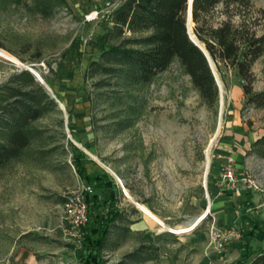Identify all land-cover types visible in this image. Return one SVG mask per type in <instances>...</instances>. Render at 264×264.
<instances>
[{"label": "rangeland", "instance_id": "obj_1", "mask_svg": "<svg viewBox=\"0 0 264 264\" xmlns=\"http://www.w3.org/2000/svg\"><path fill=\"white\" fill-rule=\"evenodd\" d=\"M59 1L44 16L35 9L40 0H0V49L20 62L0 56V114L2 106L13 101L7 86L18 85L28 64H36L45 82L42 85L34 77L35 83L64 107L55 101L32 121L30 145L0 166V264H34L29 262L32 255L38 260L35 264H79L82 247L71 244L62 231L63 192L82 185L72 166L75 153L82 152L88 164L118 183L116 174L129 196L143 199L171 227L207 210V196L211 197L218 175L215 168L223 161L226 144L234 150L240 169L264 181L260 140L264 105L247 102L234 69L224 67L220 76L213 64L220 88L212 107L177 59L149 83L135 82L118 71L119 64L109 54L110 47L123 45L133 34L128 30L120 34L104 12L107 2L119 7L126 0ZM248 3L250 7L218 4L213 21L238 22L240 13L260 23L261 32L264 0ZM252 70L254 92L264 91V54ZM6 127L0 120V143ZM211 203L201 228L211 221ZM181 235L170 232L171 248L180 245ZM139 239L151 242L153 255L161 243L149 235ZM56 246L66 254H52ZM142 247L139 253L147 255ZM113 248L103 247L101 264L121 260L140 264L127 261L129 251L137 249L114 252ZM228 249L229 245L220 255Z\"/></svg>", "mask_w": 264, "mask_h": 264}, {"label": "trees", "instance_id": "obj_2", "mask_svg": "<svg viewBox=\"0 0 264 264\" xmlns=\"http://www.w3.org/2000/svg\"><path fill=\"white\" fill-rule=\"evenodd\" d=\"M188 1L126 0L113 12L112 19L114 28L120 34L128 30L133 37L126 39L121 46L110 47L109 54L113 62L119 64L118 71L138 83H149L177 59L203 101L212 107L218 101L219 88L207 57L188 34ZM248 1L192 0V33L209 55L219 75H222L224 67L234 69L242 80L247 102L262 106L264 91L253 90L255 74L252 66L264 54V27L260 32V23L240 13L238 22L230 18L216 23L213 21V12L218 4L250 7ZM40 2L35 3V9L44 16L51 14L53 7L61 4L59 0ZM261 12L264 14V11ZM129 44L134 46H127ZM18 82L14 87L7 86L13 101L3 105L0 114L1 122L8 129L3 143H0V166L30 145L33 137L30 123L40 118L50 106L56 105L42 85L35 83L29 71L23 70ZM31 83L35 85L33 88L28 87ZM260 140L264 145V136ZM72 163L84 184L89 207L79 264H101L99 255L115 219V214L105 210L106 202L113 201L114 182L107 178L105 171L88 174L83 153L73 154ZM114 264L129 263L121 260ZM235 264H264V251L250 262L248 254L244 255Z\"/></svg>", "mask_w": 264, "mask_h": 264}, {"label": "crops", "instance_id": "obj_3", "mask_svg": "<svg viewBox=\"0 0 264 264\" xmlns=\"http://www.w3.org/2000/svg\"><path fill=\"white\" fill-rule=\"evenodd\" d=\"M236 154L238 153L236 152ZM72 166L74 167L73 163ZM218 167L215 168L216 175L218 174ZM85 168L90 175L104 172L99 167H93L92 163L88 164L86 157ZM115 176L116 174H114ZM78 178L82 182L79 176ZM107 178L114 182V193L113 201L109 200L106 202L105 210L115 214V219L112 221L104 246L114 247V252L126 247L137 249L129 251L132 258H128L127 261L137 262L139 260L140 264H235L244 255L248 254L250 262L264 251V194L261 192L251 191L247 188L228 192L220 189L215 181V185L211 188V197L208 198V201H212L211 208L213 211L210 223L205 228L200 227V224L210 214L207 213L195 229L188 233H180L182 234L180 236V245L171 248V244L168 241L170 232L160 231L158 221L142 211L137 203L144 204L150 212L158 216L153 212L152 207L147 202H144L143 199L126 195L121 186L108 173ZM82 185H84L83 182ZM103 195L106 194L103 193ZM158 217L163 221V218ZM163 223L166 224L165 221ZM213 223L234 227L241 234L238 239L233 240L229 244V249L225 256L220 255L209 244V229ZM148 235L157 237L161 241L160 245H156L153 251L154 255L150 254L151 242L148 239H139V237L142 238ZM139 244L140 246H138ZM139 247L147 251V255L145 253L143 255L142 252L139 253ZM157 250H160V254H156ZM51 253L64 255L66 251L63 247L56 246ZM25 255L22 254L24 257ZM133 256H135V259ZM29 257L30 263L35 264L38 262L36 255Z\"/></svg>", "mask_w": 264, "mask_h": 264}, {"label": "built area", "instance_id": "obj_4", "mask_svg": "<svg viewBox=\"0 0 264 264\" xmlns=\"http://www.w3.org/2000/svg\"><path fill=\"white\" fill-rule=\"evenodd\" d=\"M118 5L107 2L105 4L106 18L110 19L113 16V9ZM113 10V11H112ZM25 70L31 74L38 72L36 64L25 65ZM41 76V74H39ZM42 77V76H41ZM227 152L223 161L218 167V175L216 179L217 186L228 192H235L240 188H247L251 191L261 192L264 194V181L259 179L253 172L249 170H242L238 167L234 150L226 145ZM208 157V156H207ZM123 192L125 188L119 177L115 176ZM209 198V196H207ZM63 226L62 231L66 239L75 247L80 248L83 245L85 238V226L88 222V203L85 195L84 185H77L73 187H66L63 192ZM209 213V208H207ZM240 232L234 227L221 226L213 223L209 229V244L221 253L225 248L235 239L240 237Z\"/></svg>", "mask_w": 264, "mask_h": 264}, {"label": "bare ground", "instance_id": "obj_5", "mask_svg": "<svg viewBox=\"0 0 264 264\" xmlns=\"http://www.w3.org/2000/svg\"><path fill=\"white\" fill-rule=\"evenodd\" d=\"M192 21L190 22V25H191ZM189 25V26H190ZM191 33V36L193 37V39L197 40L194 36H193V33L190 31ZM0 56L8 59V60H11L13 62H16V63H19V60H17L13 55H11L10 53L6 52L5 50L3 49H0ZM33 72L35 73V70H33ZM38 73L40 74V72L38 71ZM44 82V80H43ZM45 84V82H44ZM209 163H210V160H209V156H208V160H207V168L209 166ZM125 194L128 195V191L127 189H125ZM210 200L207 201V207L209 208L210 206ZM138 207L146 212L147 214H149L150 216H152L156 221H158L159 223V230L160 231H169V232H173V233H188L190 231H192L193 229H195V227L199 224L200 220L202 219L203 215L205 214V212H208L207 210H204L202 212V214L194 217L193 219H191L190 221L186 222L185 224L183 225H177L175 227H171L169 225H166L163 223V221L156 215H154L152 212L149 211V209L144 205V204H140V203H137Z\"/></svg>", "mask_w": 264, "mask_h": 264}, {"label": "water", "instance_id": "obj_6", "mask_svg": "<svg viewBox=\"0 0 264 264\" xmlns=\"http://www.w3.org/2000/svg\"><path fill=\"white\" fill-rule=\"evenodd\" d=\"M188 3H189V5H188V14H187V27H188V34H189L190 38L192 39V41H193L197 46H199L200 49L204 52L205 56L207 57L208 63H209V65H210V67H211V69H212V71H213V73H214V76H215V72H214V67H213V62H212V60L210 59L209 55L207 54V52L205 51V49L203 48V46H201V45L198 43V41L195 40V39H193V37L191 36V33H190L191 30H190V26H189V25H190V22L192 21V0H189ZM193 36H194V35H193ZM194 37H195V36H194ZM32 75L35 77V79H36L37 81L40 82V84L44 85L43 78L39 75L38 72L32 73ZM215 80H216V82H217L218 87L220 88L219 83H218V80H217L216 77H215ZM53 97H55V96L53 95ZM55 101L60 105V107H61L62 109H64L63 105H62L58 100L55 99ZM205 215H206V213L203 215L202 218H204Z\"/></svg>", "mask_w": 264, "mask_h": 264}]
</instances>
